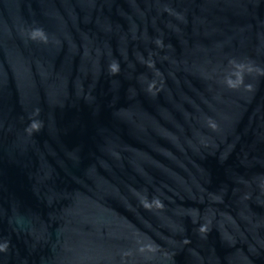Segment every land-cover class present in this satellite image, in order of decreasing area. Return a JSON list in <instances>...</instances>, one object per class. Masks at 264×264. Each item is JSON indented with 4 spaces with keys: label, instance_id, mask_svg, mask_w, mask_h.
I'll return each mask as SVG.
<instances>
[{
    "label": "water",
    "instance_id": "water-1",
    "mask_svg": "<svg viewBox=\"0 0 264 264\" xmlns=\"http://www.w3.org/2000/svg\"><path fill=\"white\" fill-rule=\"evenodd\" d=\"M0 264H264V0H0Z\"/></svg>",
    "mask_w": 264,
    "mask_h": 264
},
{
    "label": "clouds",
    "instance_id": "clouds-1",
    "mask_svg": "<svg viewBox=\"0 0 264 264\" xmlns=\"http://www.w3.org/2000/svg\"><path fill=\"white\" fill-rule=\"evenodd\" d=\"M31 127H33V128H36V127H37V125H36V124H33V125H31Z\"/></svg>",
    "mask_w": 264,
    "mask_h": 264
}]
</instances>
